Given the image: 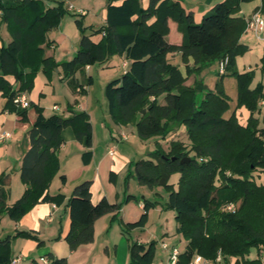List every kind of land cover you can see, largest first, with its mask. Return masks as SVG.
Returning <instances> with one entry per match:
<instances>
[{"label": "trees", "instance_id": "16d2710c", "mask_svg": "<svg viewBox=\"0 0 264 264\" xmlns=\"http://www.w3.org/2000/svg\"><path fill=\"white\" fill-rule=\"evenodd\" d=\"M251 1L217 3L196 23L193 14L178 0H148L147 7L142 0H108L106 24L92 28L91 33L82 30L77 54L69 61L58 63L46 54L45 48L53 44L48 34L71 11L65 1L57 0L50 7L45 0H0V23L7 26L12 37L10 43H0L3 111L28 120V108L18 107L15 99L33 89L40 69L51 74L61 67L63 78L73 91L81 88L80 93L84 94V84L76 78L78 72L105 63L114 55H125L130 61L127 70L106 86L114 121L133 125L142 140L165 139L173 123L186 128L189 145L174 140L169 150H165L157 142L156 150L148 159L133 163L134 174H131L141 185L163 186L168 190L166 207L177 212L179 232L187 242L176 264H192L196 255L211 264H232L233 261V264H262L264 183L257 182L256 176L264 174V115L262 119L258 117L262 112L260 101L264 99V86L258 84L252 88L255 71L237 69V57L249 51L241 42L248 26L239 13L242 3ZM258 9L264 12V0ZM169 19L179 25L183 35L181 45L167 40ZM77 23L81 26L80 20ZM98 34L102 39L95 42L92 37ZM174 53H181L186 74L170 61L169 55ZM190 58L194 60L192 67ZM225 58L229 60L226 72H218L216 90L206 92L199 101L200 91L186 85L188 77ZM261 61L264 71V55ZM229 75L238 83L237 109L245 107L250 112L246 125L240 123L237 110L225 117L231 105L223 80ZM87 83L93 84V78L89 77ZM33 105L37 118L29 130L30 148L23 156L20 170L26 190L10 205V175H0V222L4 215L17 222L40 203H64L65 194L52 195L49 190L59 170L58 151L64 145L65 128L71 127L76 139L88 148L82 155L84 163L88 165L93 158V126L87 112L68 107L72 113L69 117L46 116L43 108ZM184 158L189 160L181 163ZM174 174H179L177 184L171 183ZM62 180L66 183V176ZM110 181H117L113 171ZM92 184L91 180L76 184L68 200L71 227L65 240L71 251L94 242L96 221L121 209L120 204L111 203L106 197L93 204ZM135 199L129 194L125 201ZM229 204H236L235 211L224 210ZM155 206L154 202L144 200V212L139 220L126 223L127 229L144 228ZM16 238L33 239L39 247L44 245L36 232L17 231L0 239V264H12L11 244ZM155 245V241L132 243L129 264H153ZM254 247L260 257L247 258ZM219 254L221 262L217 261ZM44 258L47 264H69L68 258L53 253ZM31 264L39 263L34 260Z\"/></svg>", "mask_w": 264, "mask_h": 264}, {"label": "rangeland", "instance_id": "374dc122", "mask_svg": "<svg viewBox=\"0 0 264 264\" xmlns=\"http://www.w3.org/2000/svg\"><path fill=\"white\" fill-rule=\"evenodd\" d=\"M49 1L50 5L57 4V2L54 0ZM67 1V5H73L74 9L68 11L63 16L59 27L51 31L50 33L51 40L53 42L55 41L54 45H56V49H51L50 46H47L45 48L46 54L50 51L54 55V57H56L54 58L56 61L57 59H63L61 61L58 60V63L65 62L64 60H66L67 57H73L75 49H77L78 47L79 40L82 35V30H85L87 33H91L92 28L100 27L102 23H104L102 15L104 9L108 5V0ZM45 4L47 6L49 5L46 2ZM82 10L86 11V14L84 16H79L76 14ZM77 20L81 21V26L78 25ZM252 33H250L249 35V44L253 48L251 51H248L245 54L237 57V69L240 72L255 71V77L252 85L254 86L262 84L264 86V71L261 68L262 59H260L264 42L257 41L255 36L253 35L254 33ZM262 36H264V32ZM116 60L119 61V59ZM171 62L173 64L182 63V56L178 57L174 61L171 60ZM105 63L94 65L92 70L90 71L94 81L93 84L87 85V79L90 77V74H86L84 72H78L76 74V78L79 80V82L86 85V88L90 91L88 101L86 98L87 92L84 94L74 92L69 85L68 80H59L58 72H61L63 77L61 67L53 71L51 74H47L43 69H40L35 77V83L31 92L34 90L35 92H38V94H40L42 89L45 88L43 91L44 96H41L44 106L49 107L57 103L61 108L58 111L59 115L63 113V110L65 109V107H67L69 100L76 99L74 100L75 102L72 103L73 108L75 109V105L79 104L78 110H75L87 112L93 125V138L95 141V143L93 144V150L95 154H97L96 163L105 160L107 163L114 162L117 164V166L121 167L119 169L120 172L118 171L119 174H117L116 183L110 182L114 188L122 191L121 197L115 198V202L121 205V209L118 213H109L102 216L95 224V240L92 244H94L95 246L94 254L97 264H117L120 263V260L122 258H124V255L127 256V264H129L131 259L130 245L132 243L138 242L139 238L144 241V244H148L151 241L156 242L153 264H169L170 250L165 249L163 247V243L166 242L173 246L181 242L182 252L185 250V247L187 245L184 236L179 232L180 225L176 218L177 212L173 209H167L166 207L169 192L163 186H156L151 188L147 185H141L136 179L135 175L132 176L131 174L134 171L133 163L140 159H148L150 157V153L156 150L157 142H159L165 150H169L172 139L184 142L188 145L190 144V140L183 126L173 123L170 126L172 129L171 132H174V134H171L170 132L165 139L153 137L148 140H142L137 135V132H133L129 133V139L127 141H121L119 137L122 131H124V125L115 122L110 111L108 112V115L106 111V86L110 78H107L108 67H103ZM114 68L122 73V60L119 65L115 64ZM218 72L219 61H215L205 69H203L201 72H195L188 77L186 81L187 86H194L196 88L199 84H202L203 86V89L200 91L198 97L199 101H201L206 92L210 90H216L217 83L220 79V75L218 74ZM51 77L53 80H50ZM223 85L225 92L230 99L231 105L230 111L226 113L225 117H229L233 111L237 110L239 121H244L247 117L245 109H237V79L231 75L226 76L223 80ZM54 86L56 89H54ZM87 105L90 112L87 111V109L85 110V107ZM263 108L264 106H262V109ZM46 111L49 112V109H47ZM111 146H116V156H109L107 154L108 149ZM87 150L88 148L84 144V150H82V152H77L75 147H71L70 145L67 151L61 152V149L58 151L59 170L55 176L57 181V188L58 181H60L62 187L66 186L68 188L69 186L68 182H66L67 184L63 182L62 176H66L69 182L74 183L75 181H77L75 182V184L80 181L76 178L79 174H81V171L83 170L81 168L82 164L85 163L83 161V158H81V162L83 163H80V166L78 168L76 158L78 157V153H83ZM96 163L88 167L91 175L95 173L97 169H99V163ZM55 177L52 180L50 186V190L54 189V191L56 190V184H53V182H55ZM88 179L91 178H84L83 181ZM178 180L179 174H174L171 178V183L177 184ZM256 180L259 183H264V174L256 176ZM75 184L72 188V192ZM12 190L13 201L9 203L10 205L14 204L21 197L20 196L18 198L19 195H22L20 194L21 192H19V185L13 184ZM129 194L134 195L136 199L127 203L125 199ZM144 200H148L156 204V206L153 207L149 212V221L147 225L144 228L128 230L126 227V223L139 220L142 213L144 212V209L141 206ZM234 206L236 209V204H234ZM235 209L233 211H235ZM224 210L230 211L227 206L224 207ZM105 218H108V220L106 221ZM13 232L14 229L12 220L8 215H4L0 222V239H3L8 235L13 236ZM36 235L39 237V234L37 232ZM41 240L44 241V245L40 248H42L44 251H48L49 253H53L56 256H59L58 253L67 254L71 251L68 242L65 240V238H63L61 233L57 234L56 236H47L46 239ZM262 249L264 251V248ZM11 251L12 254L14 252L17 255H20V244L12 243ZM41 255L44 254L35 255L34 260L39 264H44L42 260V258L44 257ZM65 257L68 258L67 256ZM259 257V250L255 247L251 249L250 254L247 256V258L249 259H256ZM233 263L235 262L233 261ZM23 264L27 263L25 262Z\"/></svg>", "mask_w": 264, "mask_h": 264}, {"label": "crops", "instance_id": "0c3cea01", "mask_svg": "<svg viewBox=\"0 0 264 264\" xmlns=\"http://www.w3.org/2000/svg\"><path fill=\"white\" fill-rule=\"evenodd\" d=\"M54 1H57V0H54ZM64 1H65L66 6H68L67 5L68 1L67 0H64ZM178 1L181 3L183 8L187 12L193 14L195 22L200 23L202 21L203 16L206 15L207 13H209L217 3L223 2L225 0H178ZM45 2L47 4L50 3L49 0H45ZM120 3L121 2H118L117 4H120ZM142 4L144 7H147L148 6V0H142ZM55 5L49 4L48 6L52 7ZM261 6H262V0H253L251 2L242 3L239 16H242L243 18H245V20L247 22V18L253 12H255L258 8H260ZM102 18L104 20V23H102V25H105L106 20H107V7L104 9ZM168 25H169V33L167 35V40L171 44L181 45L182 41H183V35L179 31L178 23L173 19H169ZM50 33L48 34V37L51 40ZM250 33H252V30H250L247 27L246 31L244 32V34L241 37V42L249 47V51H251L253 48L249 44ZM253 35L255 36L257 41L264 42V39L263 40L258 39L255 34H253ZM92 39L95 42H100L102 39V35H95L92 37ZM11 40H12V37L10 36V34L7 30V26L2 25L0 23V43L8 44L11 42ZM79 42H80V40H79ZM54 44H55V41L50 46L51 49L56 47V45H54ZM78 49H79V44H78L77 49H75V53H74L73 57L77 54ZM47 55L54 57V55L50 51L47 53ZM263 55H264V44L262 46V55H261L260 59H262ZM180 56H181V53L170 54L169 59H170V61L171 60L174 61L175 59H177ZM73 57L72 56L67 57V59L64 61H69ZM54 58H56V57H54ZM116 59H119V61ZM58 60H60V59H57V61ZM61 60H63V59H61ZM121 60H122V68H123L121 72L124 74L125 71L127 70V69H125L124 64L127 63L128 66L130 64V61L126 58L125 55H114L103 66L104 68L108 67L107 78H110L108 80V83L111 80L116 79V78H120L123 75L122 73H120V71H118L117 69L114 68L115 64L119 65ZM193 64H194V60L192 58H190L189 59V66L192 67ZM175 65L179 66L180 70L184 74H186V64L184 62L175 64ZM92 68H93V66H88L85 69L84 73L90 74V77H92L91 72H90L92 70ZM261 68H262V63H261ZM242 72H246V71H242ZM58 78L61 81L66 80L62 77L61 72H58ZM9 79L12 83H15V79L13 77H9ZM50 80H53L52 77L50 78ZM93 83H94V81H93ZM256 86L257 85H254V86L252 85L251 87L255 88ZM44 89L45 88L42 89L40 94H38V92H35L34 90L32 92L30 91V93L29 92L26 93L30 103L32 104L28 108V120L27 121L22 120L15 113H9V112L3 111L4 104H5V98L0 93V175H2L3 173H8L10 175L8 183H9V186L11 188V198H10L9 203L13 201L12 200V198H13V190H12L13 184H17L20 186L19 192H21L20 194H22V195L26 190L25 184L21 181L20 170H21V166H22L23 156H24L25 152L30 148L29 130L37 118V111H36V108L34 107L33 104L42 107L44 110V114L46 116H51L54 114L59 115L58 111L61 109L57 103H55L54 105H51L49 107L44 106V104L42 102V98H41V96L44 94L43 93ZM54 89H56L55 86H54ZM82 89H84L87 92L86 98L88 101L90 91H89V89L86 88V85H84ZM80 90H81V88L78 89L77 92L80 93L81 92ZM74 100H76V99L68 101L67 107H65V109L63 110V113L61 114L62 116L69 117L72 114L70 111L71 109H73V110L77 109L78 110L79 104L75 105V109L72 106V103L75 102ZM54 106H57V109H54ZM68 107H70L71 109H69ZM243 108L246 111L247 117L245 118L244 121H242L240 123L243 125H246L248 118L250 116V112L245 107H243ZM47 109H49V112L46 111ZM86 109H87V111L90 112L88 105L85 107V110ZM261 110H263L262 113L258 115L260 119H262L263 115H264V108L262 109V106H261ZM106 111H107V115H108V112H109L108 100H107ZM183 128L185 129V132H186V128L184 126H183ZM123 129H124V131H122V133L120 134V137H119L121 141H127L129 139V133L136 132V128L133 125L124 126ZM171 134H174V132H171ZM123 136H127V139L126 140L123 139ZM62 137L64 139V145L61 147V150H62L61 152L67 151L69 145L71 147L72 146L75 147L77 152H82V150H84V143L76 140V135L74 134V130L71 127H68V128L63 130ZM114 138H116V137H114ZM119 138H118V140H119ZM174 140L175 139H172L171 141H174ZM94 143H95V141L93 138V144ZM112 148H114L116 150L115 155L109 154V150ZM92 151H93V158H92L91 162L88 165L82 164L81 168L83 170L81 171V174H79L77 176L76 179L80 180L78 182V183H80L84 180V178H91L88 180L93 181V184H92V202H93V204H97L104 197H106L111 203H116L115 198L121 197L122 191L117 190L116 188H114L111 185V183H110L111 182L110 181V172L113 171L116 174H119L118 171L121 167L117 166V164L114 162L107 163L105 160L98 162L99 164L96 163L97 154H95V152L93 150V146H92ZM83 153H78V157L76 158L78 168L80 166V163H83V162H81L82 161L81 158H82ZM116 153H117L116 146L109 147L108 152H107V154L109 156H116ZM95 163L98 164L99 169H97L96 172L91 175L90 171L88 170V167L91 166L92 164H95ZM54 181L55 182H53V184L54 185L56 184V186H55L56 190L54 191V189L51 188L52 190H49V191L52 195H55L58 193L65 194L66 199H65L64 203L62 205H56V204L47 203V202L46 203H40V204L36 205L34 208H32L19 221L15 222L12 220L13 229H14V232L12 233L13 235L17 231H30V232H37L41 239H46L47 236H56L57 234H60V233L62 234L63 238H65L67 236V234L69 233L70 227H71V219H70V214H69L68 200L72 194V188H73L75 182H77V181H75L74 183L69 182V180L67 178V182L69 183L68 188L66 186L62 187L60 184V181H58V188H57L56 177H55ZM78 183H76V184H78ZM76 184H75V186H76ZM22 195H19L18 198ZM141 206L143 207V204H141ZM105 220L107 221L108 218H105ZM138 242L144 243V241L140 238H139ZM12 243H19L21 246L20 255L19 254L17 255L16 253L13 252V254H12L13 257L14 258H17V257L23 258L20 263H12V264H23L25 262L27 264L28 263L31 264V262L34 261L35 255H37V254L46 255L49 253L48 251H44L42 248H40L38 246V242L34 241L32 239L18 238V239H14L12 241ZM92 243L81 245L76 251H70L67 254L58 253L59 254L58 257L67 256L69 259V264H97V261L95 260V254H94V250H95L94 247L95 246ZM165 244L168 245V247L165 249L170 250V253L175 247H179L181 250V242L176 244V245H173V246H171L169 243H166V242H165ZM163 245H164V243H163ZM44 255H41V256L44 257ZM169 256H170V254H169ZM117 264H127V256L124 255V258H122L120 260V263H117Z\"/></svg>", "mask_w": 264, "mask_h": 264}, {"label": "built area", "instance_id": "2783aa9c", "mask_svg": "<svg viewBox=\"0 0 264 264\" xmlns=\"http://www.w3.org/2000/svg\"><path fill=\"white\" fill-rule=\"evenodd\" d=\"M69 10L74 9L73 5H69L68 6ZM78 13L85 15V11H79ZM2 14V11L0 10V16ZM247 26L250 30H252L254 32V34L257 36L258 39L263 40L264 36H262L263 32H264V12L261 9H257L255 12H253L248 18H247ZM228 58H225L224 60L219 62V72L221 74H224L226 72V67L228 64ZM125 69L128 68V64L125 63L124 64ZM15 104L22 108V109H27L30 107V101L27 97L26 93L20 94L19 96H17V98L15 99ZM260 105L264 106V99H262L260 101ZM54 109H57V106H54ZM123 139H127V136H123ZM116 150L114 148L109 150V154L110 155H115ZM227 208L230 211H233L235 209L234 204H230L227 206ZM164 248H167L168 245L164 243L163 245ZM181 250L179 247H175L169 256V264H176L177 260H178V256L180 254ZM22 257H17L13 259L12 263H20L22 261ZM43 263H48L47 259L42 258ZM222 260V256L221 254H219L217 261L221 262ZM261 260H262V264H264V255L261 256ZM192 264H211L210 261L204 259L201 255H196V257L194 258Z\"/></svg>", "mask_w": 264, "mask_h": 264}, {"label": "water", "instance_id": "95a60500", "mask_svg": "<svg viewBox=\"0 0 264 264\" xmlns=\"http://www.w3.org/2000/svg\"><path fill=\"white\" fill-rule=\"evenodd\" d=\"M202 89H203L202 84H199V85L197 86V90L201 91ZM144 112H145V110H144ZM172 159L175 160L176 158H172ZM188 160H189V158H184V159L181 160V163H185V162L188 161Z\"/></svg>", "mask_w": 264, "mask_h": 264}]
</instances>
